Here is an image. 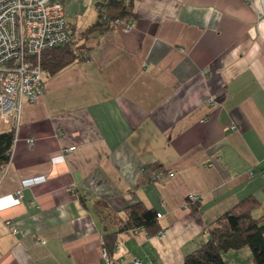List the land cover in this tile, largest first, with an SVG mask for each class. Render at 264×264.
<instances>
[{"label": "crops", "instance_id": "crops-1", "mask_svg": "<svg viewBox=\"0 0 264 264\" xmlns=\"http://www.w3.org/2000/svg\"><path fill=\"white\" fill-rule=\"evenodd\" d=\"M107 1L64 0L87 56L22 107L0 173V264H100L114 232L122 264H183L239 200L264 215V0H133L128 31L84 37ZM137 203L164 236L119 231ZM225 256L251 264L245 248Z\"/></svg>", "mask_w": 264, "mask_h": 264}, {"label": "built area", "instance_id": "built-area-1", "mask_svg": "<svg viewBox=\"0 0 264 264\" xmlns=\"http://www.w3.org/2000/svg\"><path fill=\"white\" fill-rule=\"evenodd\" d=\"M112 24L124 31L131 28L130 19L114 20ZM70 34L64 0H0V130L13 128L16 133L23 105L35 102L44 89L41 53L66 43L70 40ZM207 104L212 106L214 99L210 98ZM26 143L32 147L34 139L28 138ZM72 150L74 147L64 151ZM7 164L0 168V173L5 172ZM261 176L264 178V172ZM160 177L161 171L155 175V178ZM14 195L21 197V191H16ZM200 201L201 197L197 193H189L184 207L189 208ZM5 225L11 233H17L14 222L6 219ZM156 235L164 236L165 231L160 230ZM117 249L115 245L114 250ZM100 264L122 263L121 260L113 259L102 247ZM133 264L143 263L134 259Z\"/></svg>", "mask_w": 264, "mask_h": 264}, {"label": "trees", "instance_id": "trees-1", "mask_svg": "<svg viewBox=\"0 0 264 264\" xmlns=\"http://www.w3.org/2000/svg\"><path fill=\"white\" fill-rule=\"evenodd\" d=\"M133 0H108L98 16V20L85 32L86 37L94 30L115 28L114 20L126 21L134 18ZM66 43L45 50L40 56V66L47 76H53L74 62L84 61L87 47L84 40L75 38L71 32ZM13 128L0 130V168L9 162L14 143ZM196 204H191L193 208ZM258 201L247 196L233 207L217 217L207 229V239L196 249L185 255L183 264H230L226 253L247 249L251 264H264V215L254 217L252 211L258 207ZM157 212L140 203L124 210L119 231L143 229L149 236L160 230ZM116 245V232L102 237V247L112 256Z\"/></svg>", "mask_w": 264, "mask_h": 264}, {"label": "rangeland", "instance_id": "rangeland-1", "mask_svg": "<svg viewBox=\"0 0 264 264\" xmlns=\"http://www.w3.org/2000/svg\"><path fill=\"white\" fill-rule=\"evenodd\" d=\"M230 253H233V251H231ZM112 258H113V256H112Z\"/></svg>", "mask_w": 264, "mask_h": 264}]
</instances>
